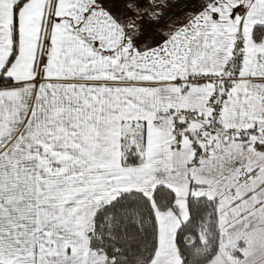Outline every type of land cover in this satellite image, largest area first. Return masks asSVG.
<instances>
[{
	"label": "snow or ice",
	"instance_id": "6c2138e0",
	"mask_svg": "<svg viewBox=\"0 0 264 264\" xmlns=\"http://www.w3.org/2000/svg\"><path fill=\"white\" fill-rule=\"evenodd\" d=\"M0 264H264V0H0Z\"/></svg>",
	"mask_w": 264,
	"mask_h": 264
},
{
	"label": "trees",
	"instance_id": "16d2710c",
	"mask_svg": "<svg viewBox=\"0 0 264 264\" xmlns=\"http://www.w3.org/2000/svg\"><path fill=\"white\" fill-rule=\"evenodd\" d=\"M211 216V210H209L208 215H205L202 217L200 220L199 224L197 223V220L194 219L192 224L190 225V231H189V236L192 239H196V232L197 231H202V232H208V221L209 217ZM213 223H214V218H213ZM212 233L209 232V235Z\"/></svg>",
	"mask_w": 264,
	"mask_h": 264
}]
</instances>
